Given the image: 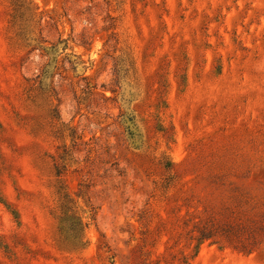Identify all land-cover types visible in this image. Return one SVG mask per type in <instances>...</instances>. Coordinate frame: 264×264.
I'll list each match as a JSON object with an SVG mask.
<instances>
[{"label": "rangeland", "instance_id": "374dc122", "mask_svg": "<svg viewBox=\"0 0 264 264\" xmlns=\"http://www.w3.org/2000/svg\"><path fill=\"white\" fill-rule=\"evenodd\" d=\"M30 1L39 25L13 46L12 9ZM58 128L82 134L59 176ZM57 187L77 212L97 206L83 249L60 247ZM213 224L238 237L196 248ZM255 227L264 0H0V264H264V242L239 247Z\"/></svg>", "mask_w": 264, "mask_h": 264}, {"label": "trees", "instance_id": "16d2710c", "mask_svg": "<svg viewBox=\"0 0 264 264\" xmlns=\"http://www.w3.org/2000/svg\"><path fill=\"white\" fill-rule=\"evenodd\" d=\"M15 7L12 9V13L10 15L9 20V32H10V40L13 46L18 44V41L24 42L28 41L30 39V34H33L32 27L34 25H39V20H36L37 14L35 11V7L33 5V2L30 1L25 8H23L21 5L14 4ZM17 6V7H16ZM21 8L24 13L27 14V19L25 20L26 23H23L21 21ZM22 13V14H24ZM116 74V72H115ZM40 75H37L35 78H26L25 79V92L27 95V98L31 101H34V98H37V85L38 82L37 78L39 79ZM85 78V77H84ZM52 117L56 120H59V113H57L56 109H52ZM40 114V113H39ZM38 114V115H39ZM68 133H65V130L62 128H58L55 133L56 138H61L64 141L62 153H59L57 155V158L55 159L53 165L54 170L56 171L55 175H60L61 170H66L68 166V146H66L67 139L72 143V147L76 144L74 143V139L81 138V135H76V131L74 129L68 128ZM79 189L76 193L77 198L82 197V188L87 187V184L79 183ZM63 189L62 187H57L55 193L58 197V203L59 207L61 209V215L62 217L61 221L69 220L70 227L69 232L71 233L72 238H68L67 235H62L61 233H58V241L60 244L61 249L72 251V250H79L83 249L87 246L88 240L85 237V228L88 227L89 223L88 220H94L95 214H96V208L93 203H90L88 214L85 215V211H82V213L76 211L77 202L74 201L70 194L67 193V191H61ZM71 203L72 205H69ZM74 208V209H73ZM67 212V213H66ZM69 212V213H68ZM13 216L17 218L15 213L11 211ZM65 219V220H63ZM61 232H63L61 230ZM246 243L241 244L239 247L241 250L246 251L247 253H251L252 251L258 249L260 245L264 242V227H255L251 231L247 232ZM238 237L236 235V232L233 230V228L229 227H220L213 225L203 226L200 229H198V236L196 238L197 245L196 248L200 243H202L204 240L208 239H214L219 238L227 241H233V239ZM213 242H216V240H213ZM197 250V249H196Z\"/></svg>", "mask_w": 264, "mask_h": 264}]
</instances>
